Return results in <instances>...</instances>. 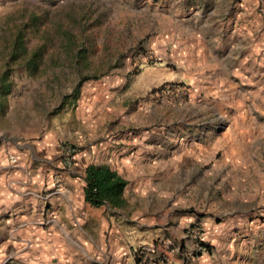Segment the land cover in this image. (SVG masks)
<instances>
[{"label": "rangeland", "instance_id": "374dc122", "mask_svg": "<svg viewBox=\"0 0 264 264\" xmlns=\"http://www.w3.org/2000/svg\"><path fill=\"white\" fill-rule=\"evenodd\" d=\"M208 134L215 151L184 154ZM43 137L180 160L147 187L168 193L164 225L223 229L167 236L189 247L198 222L209 248L174 264H264V0H0V148Z\"/></svg>", "mask_w": 264, "mask_h": 264}, {"label": "crops", "instance_id": "0c3cea01", "mask_svg": "<svg viewBox=\"0 0 264 264\" xmlns=\"http://www.w3.org/2000/svg\"><path fill=\"white\" fill-rule=\"evenodd\" d=\"M207 136L201 141L181 144L182 149L188 148L183 149L184 154L197 158L207 150L215 151L217 142L213 135ZM12 140L7 138L0 148V264H105L107 261L134 264L132 247L158 236H176L191 220H200L208 234L218 235L223 229L222 222L204 220L194 214L175 215L173 218H178V223L164 225L169 217L168 193L158 182L159 192L147 187L155 188L154 182L164 179L170 170L178 169L180 160L167 162L169 157L167 160L163 157L158 163L146 164L136 150L124 154L119 164L114 151L100 153L101 147L91 145L80 150L72 167L66 168L54 139ZM142 145L155 148L152 144ZM177 150H172L171 155ZM89 165H106L128 180L123 191L124 206L96 207L85 200V169ZM157 170L162 174H152ZM147 172L151 175L145 176ZM131 176H138V182L136 179L131 183ZM127 185L141 190L135 196H127ZM138 194H145L142 211L132 206L140 201L141 197L136 198ZM137 216L146 222H136ZM199 258H192L191 264H197Z\"/></svg>", "mask_w": 264, "mask_h": 264}, {"label": "built area", "instance_id": "2783aa9c", "mask_svg": "<svg viewBox=\"0 0 264 264\" xmlns=\"http://www.w3.org/2000/svg\"><path fill=\"white\" fill-rule=\"evenodd\" d=\"M61 162L64 167L71 168L74 164L75 149L68 145L60 147ZM12 158V162H15ZM189 239L191 244L184 247V242L175 241L168 237H158L149 243H140L131 249V256L134 264H174V261L181 257L190 258L198 254H204L206 247L202 244V227L195 222L187 230L183 239Z\"/></svg>", "mask_w": 264, "mask_h": 264}, {"label": "trees", "instance_id": "16d2710c", "mask_svg": "<svg viewBox=\"0 0 264 264\" xmlns=\"http://www.w3.org/2000/svg\"><path fill=\"white\" fill-rule=\"evenodd\" d=\"M83 80H86L84 78ZM85 200L93 206L108 204L112 207L124 206L123 191L127 181L106 165H89L85 169ZM207 250L205 243H202Z\"/></svg>", "mask_w": 264, "mask_h": 264}]
</instances>
